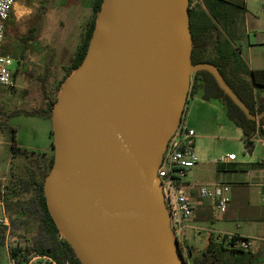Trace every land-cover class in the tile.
<instances>
[{
	"label": "water",
	"instance_id": "95a60500",
	"mask_svg": "<svg viewBox=\"0 0 264 264\" xmlns=\"http://www.w3.org/2000/svg\"><path fill=\"white\" fill-rule=\"evenodd\" d=\"M190 0H104L87 54L53 109L49 211L84 264H183L169 233L157 169L189 96L210 71L191 60ZM254 142L245 149L252 153Z\"/></svg>",
	"mask_w": 264,
	"mask_h": 264
},
{
	"label": "rangeland",
	"instance_id": "374dc122",
	"mask_svg": "<svg viewBox=\"0 0 264 264\" xmlns=\"http://www.w3.org/2000/svg\"><path fill=\"white\" fill-rule=\"evenodd\" d=\"M197 2L200 0H193V4ZM93 3L94 0H16L4 43L5 50L17 61L13 70V84L0 86L2 195L6 185L17 178L23 167L33 164L32 160L15 155L16 146L49 155L55 153L52 118L19 111L46 108L47 98L58 99L70 77L62 84L82 40L86 23L91 18ZM251 6L252 9L247 12L249 20L244 26V36L235 45L240 47L243 58L250 60L254 68H263L264 0H252ZM190 95L184 114L189 126L196 131L198 164L190 170L189 178L197 182L228 181L234 183L233 187L238 182L244 194L235 188L234 209L227 213L223 214L213 206L208 219L191 218L183 233L184 240L201 251L211 232H239L248 234L253 239L252 249L260 251L264 257L261 188H249L247 199L251 204L245 205V180L250 182L253 178L244 169L245 162L264 158V141L257 142L255 151L249 153L245 149L242 129L228 119L221 104L205 100L200 94ZM229 153L237 156L234 164L220 161ZM252 206L263 211L258 219L247 217ZM10 229L11 223L7 228L6 242L0 243V264H9L11 245L18 241L27 244L21 232L13 233Z\"/></svg>",
	"mask_w": 264,
	"mask_h": 264
},
{
	"label": "trees",
	"instance_id": "16d2710c",
	"mask_svg": "<svg viewBox=\"0 0 264 264\" xmlns=\"http://www.w3.org/2000/svg\"><path fill=\"white\" fill-rule=\"evenodd\" d=\"M104 0H94L93 15L86 23L83 37L66 70L67 78L83 62L96 27L98 14ZM189 26L192 37L191 60L194 64L208 62L220 72L225 83L249 108L252 114L264 110V67L251 68L243 58L240 47L235 45L241 38L244 25L245 4L232 0H200L189 3ZM29 39V38H27ZM4 52L8 53L5 50ZM28 76L30 77L29 73ZM191 94L201 93L205 100L222 105L230 121L243 131L244 141L252 142L259 134L264 137V117L250 119L236 102L220 86L208 70L196 71L193 75ZM62 85L59 87V90ZM47 107L23 110L30 115L52 118L57 100L47 98ZM15 155L20 154L33 164H26L17 178L6 185L0 195L6 204L10 219V231L21 232L27 244L11 245L10 253L18 264H26L33 256H49L56 264H84L71 242L61 233L47 204L46 177L54 164L55 154L37 152L16 146ZM7 227L0 226V243L6 242ZM187 253L179 248L183 264H264L260 251L252 248H228L211 232L208 241L198 255H192L194 247L188 245Z\"/></svg>",
	"mask_w": 264,
	"mask_h": 264
},
{
	"label": "built area",
	"instance_id": "2783aa9c",
	"mask_svg": "<svg viewBox=\"0 0 264 264\" xmlns=\"http://www.w3.org/2000/svg\"><path fill=\"white\" fill-rule=\"evenodd\" d=\"M15 5L16 0H0V86L4 87L13 84V70L17 62L12 55L4 52L7 24L14 12ZM193 75L194 73L191 74L192 82ZM192 82L190 80L191 89ZM190 93L189 89V96H191ZM185 109L177 129L168 139L157 169V178L160 183L161 198L168 216L169 233L174 243L179 248L182 247L187 253L189 247L184 242L183 233L189 226V220L194 214L191 189H195L201 199L211 200L214 208L224 214L228 211L232 200L233 183L228 181L193 182L189 180V172L198 164V156L195 150L196 131L189 126L184 114ZM262 141L263 139L259 134L252 138L254 143ZM236 158L235 153H229L220 161L225 163ZM261 200L264 203V184L261 188ZM0 226L10 227V219L2 195H0ZM199 228L196 227V229ZM216 234L218 239L228 248L249 249L253 247V239L249 236L234 232H218ZM9 264H18L11 253H9ZM26 264H56V262L49 256L37 255L33 256Z\"/></svg>",
	"mask_w": 264,
	"mask_h": 264
},
{
	"label": "crops",
	"instance_id": "0c3cea01",
	"mask_svg": "<svg viewBox=\"0 0 264 264\" xmlns=\"http://www.w3.org/2000/svg\"><path fill=\"white\" fill-rule=\"evenodd\" d=\"M232 1H236V2H243L245 4V13H244V25H243V29H242V33H241V38L237 39L236 41H241L243 36H244V26L245 23L248 22L249 17L247 12L250 11V8L252 9L251 6V1L252 0H232ZM94 4V3H93ZM93 15V7H92V14L91 17ZM245 60L249 63L251 68H254L251 64V61L248 60L247 58H245ZM197 94H200V92H198ZM264 141V137H261ZM256 149V143H255V148L253 150V152ZM227 164H234V160L227 162ZM245 173H247L249 176H251L253 178V180H251L250 182L245 180V205L247 204H251L250 200L247 199V195H248V190L251 186H259L260 188H262V184H264V158L260 161H256V162H245ZM190 174V172H189ZM190 181H193L192 179L189 178ZM193 182H197V181H193ZM234 184V183H233ZM235 187L232 186V200L229 204V209L233 210L234 207H232V202H233V198H234V190L235 188H238L237 190H239L241 192V194H244V189H242V187H239L241 183H235ZM191 197H192V202H193V206H194V214L192 216L193 220H205L208 219V217H211L210 215V209L214 206L213 202L211 200L208 199H201L196 190L195 189H191ZM264 206V205H263ZM243 210V209H242ZM227 211V212H228ZM226 212V213H227ZM259 214H263V211L259 208L253 207L252 206V211H250V213L247 215V217H250L251 219H253V216L256 217L258 219ZM191 225V224H190ZM198 226H194V228H196ZM231 232V231H230ZM234 233H239V232H234ZM241 235H245V236H249L248 234H242L239 233ZM185 244L190 245L192 247H194L193 245H191L190 243H188L187 241H185ZM200 253V250L198 249H193L192 255H198ZM9 255V254H8Z\"/></svg>",
	"mask_w": 264,
	"mask_h": 264
},
{
	"label": "bare ground",
	"instance_id": "6f19581e",
	"mask_svg": "<svg viewBox=\"0 0 264 264\" xmlns=\"http://www.w3.org/2000/svg\"><path fill=\"white\" fill-rule=\"evenodd\" d=\"M84 260L86 261L87 264H93L92 261L87 257H84Z\"/></svg>",
	"mask_w": 264,
	"mask_h": 264
},
{
	"label": "flooded vegetation",
	"instance_id": "af4514ba",
	"mask_svg": "<svg viewBox=\"0 0 264 264\" xmlns=\"http://www.w3.org/2000/svg\"><path fill=\"white\" fill-rule=\"evenodd\" d=\"M7 30H8V26H7Z\"/></svg>",
	"mask_w": 264,
	"mask_h": 264
}]
</instances>
